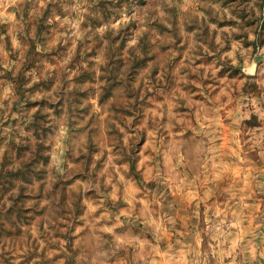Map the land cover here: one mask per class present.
I'll use <instances>...</instances> for the list:
<instances>
[{
  "label": "rangeland",
  "instance_id": "obj_1",
  "mask_svg": "<svg viewBox=\"0 0 264 264\" xmlns=\"http://www.w3.org/2000/svg\"><path fill=\"white\" fill-rule=\"evenodd\" d=\"M0 264H264V0H0Z\"/></svg>",
  "mask_w": 264,
  "mask_h": 264
}]
</instances>
